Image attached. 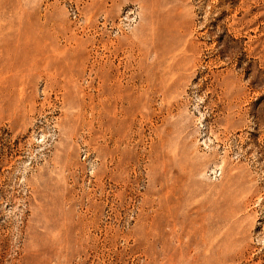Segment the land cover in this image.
<instances>
[{
    "label": "rangeland",
    "instance_id": "obj_1",
    "mask_svg": "<svg viewBox=\"0 0 264 264\" xmlns=\"http://www.w3.org/2000/svg\"><path fill=\"white\" fill-rule=\"evenodd\" d=\"M0 264H264V0H0Z\"/></svg>",
    "mask_w": 264,
    "mask_h": 264
}]
</instances>
